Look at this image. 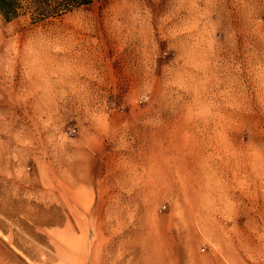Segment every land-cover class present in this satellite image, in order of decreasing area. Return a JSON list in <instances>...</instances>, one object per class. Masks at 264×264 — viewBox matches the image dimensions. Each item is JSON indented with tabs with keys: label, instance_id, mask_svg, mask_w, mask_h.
<instances>
[{
	"label": "rangeland",
	"instance_id": "rangeland-1",
	"mask_svg": "<svg viewBox=\"0 0 264 264\" xmlns=\"http://www.w3.org/2000/svg\"><path fill=\"white\" fill-rule=\"evenodd\" d=\"M79 1L0 11V264H264V0Z\"/></svg>",
	"mask_w": 264,
	"mask_h": 264
},
{
	"label": "trees",
	"instance_id": "trees-1",
	"mask_svg": "<svg viewBox=\"0 0 264 264\" xmlns=\"http://www.w3.org/2000/svg\"><path fill=\"white\" fill-rule=\"evenodd\" d=\"M52 2V0H51ZM85 1L63 0L51 6L50 0H0V11L7 17H14L21 12L31 10L38 15H51L60 10L67 9L70 5L80 4ZM49 5V7H47Z\"/></svg>",
	"mask_w": 264,
	"mask_h": 264
},
{
	"label": "bare ground",
	"instance_id": "bare-ground-1",
	"mask_svg": "<svg viewBox=\"0 0 264 264\" xmlns=\"http://www.w3.org/2000/svg\"><path fill=\"white\" fill-rule=\"evenodd\" d=\"M62 57V56H61ZM78 57V56H77ZM79 60V59H78ZM86 71V70H85ZM60 73V72H59ZM64 76V75H63ZM62 76V77H63ZM61 77V78H62ZM75 77H77V76H75ZM66 78V77H65ZM218 78V77H217ZM63 79V78H62ZM63 80H65V79H63ZM216 80V79H215ZM65 81H68V80H65ZM218 81V80H217ZM219 82V81H218ZM222 82V81H221ZM60 91V90H59ZM227 95V94H226ZM221 97V96H220ZM225 97V96H224ZM232 97V96H231ZM231 97H229V98H231ZM233 100V99H232ZM218 101H220V100H216L215 102H214V105H215V108L218 110V111H223L222 109V107H219V102ZM226 101V100H225ZM234 101V100H233ZM232 101V102H233ZM239 104V103H238ZM225 110V109H224ZM224 112V111H223ZM231 113V112H230ZM227 114H229V112L227 111ZM230 115V114H229ZM202 117V116H201ZM210 171V170H209ZM221 172V171H220ZM203 187V186H202ZM194 189V188H193ZM222 190V189H221ZM219 193V192H218ZM211 194V193H210ZM221 197H222V195H221ZM225 200V199H224ZM225 202V201H224ZM150 238V237H149ZM147 240H149L148 239V237H147ZM146 240V241H147ZM142 242V241H141ZM164 241L162 240V242H161V246H159V250L155 253L154 252V250L155 249H152V244H151V242H150V240H149V242L148 243H146L145 242V240H143V242H142V252H145L146 253V255H147V258L146 259H143V261L146 263V262H149L150 264H155V262H157V261H159V263L158 264H169V260L171 259L170 258V256H171V254H170V251H169V247L167 248V245L165 244V242L163 243ZM146 244H151V247L150 246H148V245H146ZM158 249V248H157ZM156 251V250H155ZM154 253H155V255H154ZM154 256H157L158 257V260H157V258L155 259V257ZM144 258V257H143ZM171 261V260H170Z\"/></svg>",
	"mask_w": 264,
	"mask_h": 264
},
{
	"label": "built area",
	"instance_id": "built-area-1",
	"mask_svg": "<svg viewBox=\"0 0 264 264\" xmlns=\"http://www.w3.org/2000/svg\"><path fill=\"white\" fill-rule=\"evenodd\" d=\"M70 132H71V130H70Z\"/></svg>",
	"mask_w": 264,
	"mask_h": 264
}]
</instances>
